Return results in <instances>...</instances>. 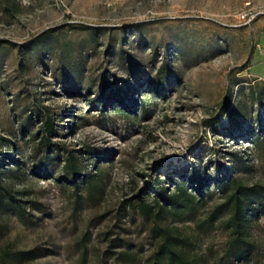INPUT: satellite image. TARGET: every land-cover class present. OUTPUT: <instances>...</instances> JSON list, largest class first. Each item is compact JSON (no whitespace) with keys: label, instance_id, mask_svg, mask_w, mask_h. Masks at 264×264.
<instances>
[{"label":"rangeland","instance_id":"374dc122","mask_svg":"<svg viewBox=\"0 0 264 264\" xmlns=\"http://www.w3.org/2000/svg\"><path fill=\"white\" fill-rule=\"evenodd\" d=\"M245 1L0 0L8 264H149L153 220L131 203L151 200L155 179L171 188V177L196 167L264 183V105L249 94L264 74V0H249L263 12L242 24L235 14ZM118 89L123 103L111 100ZM227 92L242 122L232 131L220 110ZM215 115L219 132L206 125ZM44 117L55 128L49 147L39 144ZM67 151L83 168L78 187L61 180ZM218 201L215 191L192 219L165 212L157 220L189 235L192 253L212 257L226 229L204 232L196 221ZM250 236L246 264H264V213ZM26 249L35 257L20 258Z\"/></svg>","mask_w":264,"mask_h":264},{"label":"trees","instance_id":"16d2710c","mask_svg":"<svg viewBox=\"0 0 264 264\" xmlns=\"http://www.w3.org/2000/svg\"><path fill=\"white\" fill-rule=\"evenodd\" d=\"M161 86L160 83H155L153 91L158 93ZM249 94L252 100L264 105L263 78L255 79L250 84ZM111 96V100L116 103H123L125 98L120 89ZM107 105L108 100L104 99V108ZM117 108L124 113L130 111L127 105H120ZM220 110L226 117L227 128L230 131L241 128L242 122L238 120L237 113L232 107L229 92L225 94ZM206 125L212 127L215 132L222 130L219 115L206 119ZM54 132L53 121L49 117H44L39 144L47 147L53 145L51 136ZM258 139L259 143L264 144V134ZM82 172L83 168L77 155L67 151L64 157L62 183L78 187L83 181ZM170 180L171 188H167L163 185L164 179H155L152 186L157 192L153 194L151 200L142 196L131 203V206L142 215L153 220L151 231L155 247L149 256V264H246L252 260L254 242L250 236V227L253 221L264 213V183H246L241 178L226 173L209 178L204 171L196 167H189L185 173L171 177ZM215 191L219 193L220 201L213 203L205 216L196 221V226L204 232L214 226L226 229L224 247L221 253L213 254L212 257H208L206 253L196 255L191 252L192 240L189 235L182 233L176 226L161 224L157 217L170 212L181 220L192 219L196 215V210L205 207ZM5 202L4 195L0 192V204ZM16 209L21 214L23 205L17 203ZM9 254L10 252L5 250L0 255V264H8ZM18 256L32 259L35 257L34 250H20Z\"/></svg>","mask_w":264,"mask_h":264},{"label":"built area","instance_id":"2783aa9c","mask_svg":"<svg viewBox=\"0 0 264 264\" xmlns=\"http://www.w3.org/2000/svg\"><path fill=\"white\" fill-rule=\"evenodd\" d=\"M262 12V9L258 8L256 5L252 4L251 1L247 0L244 2V7L235 14V17L239 23L248 24Z\"/></svg>","mask_w":264,"mask_h":264},{"label":"crops","instance_id":"0c3cea01","mask_svg":"<svg viewBox=\"0 0 264 264\" xmlns=\"http://www.w3.org/2000/svg\"><path fill=\"white\" fill-rule=\"evenodd\" d=\"M256 45H260L259 42ZM257 77L264 78V74L262 76H257Z\"/></svg>","mask_w":264,"mask_h":264}]
</instances>
